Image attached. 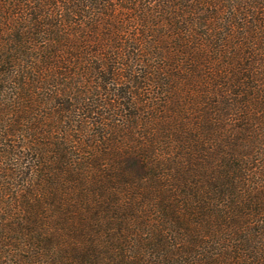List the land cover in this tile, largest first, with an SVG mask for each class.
Masks as SVG:
<instances>
[{
    "label": "trees",
    "instance_id": "16d2710c",
    "mask_svg": "<svg viewBox=\"0 0 264 264\" xmlns=\"http://www.w3.org/2000/svg\"><path fill=\"white\" fill-rule=\"evenodd\" d=\"M0 264H264V0H0Z\"/></svg>",
    "mask_w": 264,
    "mask_h": 264
}]
</instances>
